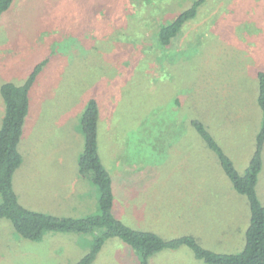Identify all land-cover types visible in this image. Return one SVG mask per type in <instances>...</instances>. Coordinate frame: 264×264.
Instances as JSON below:
<instances>
[{
	"label": "rangeland",
	"instance_id": "rangeland-1",
	"mask_svg": "<svg viewBox=\"0 0 264 264\" xmlns=\"http://www.w3.org/2000/svg\"><path fill=\"white\" fill-rule=\"evenodd\" d=\"M193 1L178 0L174 10L176 0H17L0 17V87L24 84L47 61L30 92L19 146L23 162L14 190L20 204L56 217L100 213L99 189L78 164L85 147L81 115L95 99L99 153L114 183V217L166 240L194 237L215 253L244 249L247 197L233 188L191 121L206 126L244 175L261 121L264 0H207L170 47H159L155 28ZM161 4L172 8L159 10ZM126 5L142 7L153 20L143 27L144 37L134 34V19L123 22ZM4 115L0 94V128ZM74 177L76 195L84 199L77 200L79 212L60 208L74 200L55 198ZM256 189L264 205V151ZM94 240V233L47 232L31 241L0 219V264H76ZM92 264L141 260L121 239L110 238ZM148 264L208 263L181 246Z\"/></svg>",
	"mask_w": 264,
	"mask_h": 264
},
{
	"label": "trees",
	"instance_id": "trees-1",
	"mask_svg": "<svg viewBox=\"0 0 264 264\" xmlns=\"http://www.w3.org/2000/svg\"><path fill=\"white\" fill-rule=\"evenodd\" d=\"M17 0H0V17L9 11ZM175 8L176 9V3ZM207 0H194L188 8L175 12L171 20H165L155 28L157 44L161 48L170 47L183 29L194 20L199 9ZM93 8V7H92ZM100 8V7H97ZM153 13L149 7H146ZM171 4H161L159 10L166 11ZM133 12V13H132ZM174 12V11H173ZM123 22L131 21L134 34L142 35L143 27L152 20L142 7L126 5L122 11ZM151 16V15H150ZM153 21V20H152ZM142 24L143 26H141ZM187 25V26H186ZM144 37V36H143ZM47 61L37 65L24 84L6 82L0 87V94L5 107L2 126L0 128V219H8L22 238L38 241L45 233H94L95 240L92 249L76 264H92L101 252L105 241L119 238L138 254L141 264H148L149 259L167 249L175 250L181 246L189 247L197 258L208 264H264V205L257 193L258 176L262 169L264 151V71L257 72L258 96L257 103L261 111L259 132L255 136V150L244 173L240 175L231 158L216 142L206 126L192 120L191 125L202 137L206 145L218 157L222 170L232 183L233 188L247 197L251 210L249 227L245 234V247L237 254H220L203 248L191 236L174 240H166L148 231L135 230L113 215L115 204L114 183L110 171L103 164L98 145L101 120L100 104L95 99L87 101L81 115V128L85 136V147L78 160L80 174L91 180L99 189L98 215L86 218H61L36 212L20 204L14 190V175L23 162L19 146L21 144L27 117L31 110L30 92L42 73Z\"/></svg>",
	"mask_w": 264,
	"mask_h": 264
},
{
	"label": "crops",
	"instance_id": "crops-1",
	"mask_svg": "<svg viewBox=\"0 0 264 264\" xmlns=\"http://www.w3.org/2000/svg\"><path fill=\"white\" fill-rule=\"evenodd\" d=\"M76 187H77V178L75 179V177H74L73 181H71L69 183V186L67 185V190H63V193L62 194L59 193L58 195L55 196V198H58V199H61L62 198L63 201H70V200H74L75 201V203H72V201H71L70 203H68L66 205H61V206H65V207H60V208H68V210L70 212H76V211L79 212V211H82L83 205L82 204L77 205V200L78 199L79 200H84V199L77 197V195H76ZM71 217L72 216L61 217V218H71Z\"/></svg>",
	"mask_w": 264,
	"mask_h": 264
}]
</instances>
